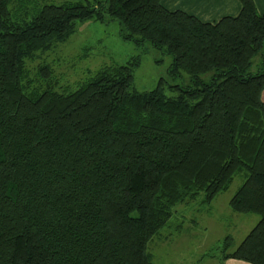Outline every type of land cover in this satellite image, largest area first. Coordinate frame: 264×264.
Returning a JSON list of instances; mask_svg holds the SVG:
<instances>
[{
  "label": "trees",
  "instance_id": "16d2710c",
  "mask_svg": "<svg viewBox=\"0 0 264 264\" xmlns=\"http://www.w3.org/2000/svg\"><path fill=\"white\" fill-rule=\"evenodd\" d=\"M239 1L206 22L160 0H0V264H153L174 206L210 203L236 175L230 208L259 219L222 258L264 264V13ZM89 20L116 21L190 83L136 89L139 55L73 89L50 63L29 77Z\"/></svg>",
  "mask_w": 264,
  "mask_h": 264
},
{
  "label": "rangeland",
  "instance_id": "374dc122",
  "mask_svg": "<svg viewBox=\"0 0 264 264\" xmlns=\"http://www.w3.org/2000/svg\"><path fill=\"white\" fill-rule=\"evenodd\" d=\"M257 3L259 0H256ZM193 9V8H191ZM263 9L260 5L258 12ZM264 11V10H263ZM139 55V64L134 69L133 86L138 90H150L164 79L165 93L177 94L169 85H187L190 77L182 72L181 77L168 75L171 58L148 43L136 45L125 41L119 34L116 21H83L74 33L53 50L40 53L26 62L29 77L36 80L39 65L50 63L59 77L57 89H73L75 81H81L100 67L109 63H125ZM259 60L257 55L254 58ZM255 69V66H252ZM210 73L202 75L208 78ZM35 81L33 82V84ZM243 179L236 175L230 186L219 192L210 203L188 200L174 206L172 216L161 231L148 242L153 255V264H221L222 242L226 235L232 239L228 250L234 249L259 219L257 213H240L229 206V199Z\"/></svg>",
  "mask_w": 264,
  "mask_h": 264
},
{
  "label": "crops",
  "instance_id": "0c3cea01",
  "mask_svg": "<svg viewBox=\"0 0 264 264\" xmlns=\"http://www.w3.org/2000/svg\"><path fill=\"white\" fill-rule=\"evenodd\" d=\"M257 7L260 5L264 13V0H253ZM161 4L169 10H182L195 15L202 21L214 22L223 16H235L241 8L239 0H160ZM193 8V9H191ZM264 101V90L262 91ZM221 264H249L245 261L227 258Z\"/></svg>",
  "mask_w": 264,
  "mask_h": 264
}]
</instances>
